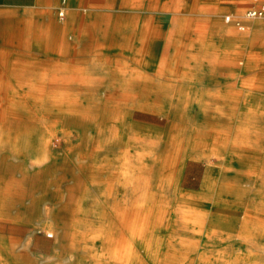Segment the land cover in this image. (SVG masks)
Wrapping results in <instances>:
<instances>
[{"label":"bare ground","instance_id":"6f19581e","mask_svg":"<svg viewBox=\"0 0 264 264\" xmlns=\"http://www.w3.org/2000/svg\"><path fill=\"white\" fill-rule=\"evenodd\" d=\"M121 1L123 7L138 2L142 9L165 6L163 0ZM127 27L118 30L122 58L114 59L110 51L105 59L121 64L115 69L121 75L110 77L106 90L97 79L90 92L75 89L67 63L60 65L62 76L53 81L47 75L44 83L26 79L37 72L26 59L15 57L7 64L14 88L0 92V152L8 146L20 158L24 178L6 185L30 184L28 163L41 166L53 158L52 137L60 133L84 151L78 166L88 182L115 185L105 197L112 199L108 206L93 198L89 213L82 197L73 211L63 204L69 227L59 244L71 250L70 264L78 258V264H264V124L249 123L263 117L259 107L245 108L235 124L236 110L211 106L215 100L205 102L169 78L155 90L154 30L147 22L137 43L134 28ZM180 44L176 41L177 62L185 57ZM170 86L180 89L170 91ZM135 110L161 114L168 124L163 129L142 124L134 119ZM40 116L47 119L39 125L44 131L30 124ZM129 153L144 155L152 167H139ZM188 159L206 163L198 189L183 187ZM243 171L248 172L245 180Z\"/></svg>","mask_w":264,"mask_h":264},{"label":"crops","instance_id":"0c3cea01","mask_svg":"<svg viewBox=\"0 0 264 264\" xmlns=\"http://www.w3.org/2000/svg\"><path fill=\"white\" fill-rule=\"evenodd\" d=\"M168 1L170 4L172 1H179L181 10L174 12L172 8L142 9L139 2L136 7H123L121 0H0V92H10L14 88V77L6 66L14 63L15 57L24 58L26 63L36 65V75L33 76L34 73L26 76L28 81L39 80L44 83L47 75L53 76L54 81L63 75L60 72L61 63H67L72 66L68 76L74 81L75 89L90 92L94 88L91 81L97 79L102 80L100 86L106 90L108 84L105 86L104 79L108 77L90 74L91 68L88 64H108L105 59L110 51L114 59L122 57L123 50L117 44L120 42L119 28L127 25V28L133 27V41L138 43L142 26L147 22L148 27L154 30V49L157 42L163 39L167 43L175 42L173 44L181 41L179 51L185 57L182 62H177V59L174 62L175 73H180L184 78L185 64L193 68V75L188 77L197 81L195 85L191 84L192 92H198L202 96L212 95L215 98L226 96L230 106L226 109L235 110L231 106L234 105L233 98L237 99L238 92L235 90L238 83L245 82L257 90L264 87V71H256L250 68L251 65L246 67L237 63L238 52H243L239 41L244 38L249 39L250 44L252 42L251 45L257 48H253L254 52H262L260 48L263 22L259 23L255 19L251 22L250 34L242 36L234 29L227 28L225 21L222 23L216 19L213 29L203 35L206 31L203 21L196 19L194 22V18L188 17L201 14L204 0H191L192 7L188 5L189 0ZM60 11L63 15H60ZM176 16L181 17L176 19ZM192 24L196 26L191 28ZM20 31L24 33L23 37L16 35ZM109 34H112L111 38L108 37ZM190 34L193 42L188 46ZM193 53L196 54L195 57L190 56ZM262 58L264 59V53ZM156 64L157 61L154 67ZM168 68L167 72H171L170 67ZM53 84L55 86V82ZM168 90L172 91L171 87ZM247 94L248 101H251L252 96ZM27 199L26 187L0 185V264H27L29 258L33 264H46L37 263V260L44 253L45 242L49 239H36L34 233L30 236L29 226L32 222L27 214L23 210L13 212V209L18 208L19 202L22 207ZM54 247L55 244L52 251ZM55 256L53 251L51 257Z\"/></svg>","mask_w":264,"mask_h":264},{"label":"rangeland","instance_id":"374dc122","mask_svg":"<svg viewBox=\"0 0 264 264\" xmlns=\"http://www.w3.org/2000/svg\"><path fill=\"white\" fill-rule=\"evenodd\" d=\"M163 1L165 6H163V8H161L160 10H170V8H172V11L174 12L177 10L178 11L181 10L182 5L179 1H172L171 4L170 1L168 0H163ZM187 2L188 5L192 7L193 1L189 0ZM248 2L249 0H204L203 1L204 7L201 14L189 15L188 18H194L195 19L194 22H196V19H201L203 21L202 25L206 30L204 31V33H202L204 35L206 32H209L213 29L216 19L220 20L223 23V21H225V16L227 14H233L236 18H240L244 20V22L247 25L246 29L244 31H240L232 22L225 21L224 25L227 28L234 29L235 32L239 35L248 36L252 30L251 22L255 20V19L247 20L243 17L245 6L247 5ZM176 17H181V16H176ZM256 20H258L259 23H262L260 19H256ZM195 26H196L195 24H192V26L190 27L192 28ZM178 27L180 28V26ZM261 31L263 36L261 39L260 51L262 50V52H254L253 48L255 46L253 47L251 45L252 42L250 44V41L247 38H244V40L242 39L239 41L240 45L243 46L242 48L243 52H238V57H237L238 65L240 66L244 65L246 67H250L251 65L250 68L253 70L255 69L256 71L257 70L264 71V59L262 58V55L264 53L263 26H261ZM191 35L192 34H190V37L188 39V46L190 45V43L193 42L191 41L192 38ZM173 43H169V42L167 43L163 39L157 42V47L156 49H154L156 51L155 57L157 59V64L155 65L156 69L153 70V72H151V75L153 76L156 84V86L154 85L155 86L154 89L158 90L159 84L165 79V77H168L169 79L167 81L169 83H172L173 85L179 84V86L181 84L182 86L181 88L184 89V91L191 93L193 91L191 89L192 88L191 84L194 83L195 85L197 83V81L190 80L188 78L189 76L193 75L191 73L193 68L190 67L189 64H185V69H184L185 71L183 75L184 78L180 76V73H175L174 68L176 67V65L174 64V62L176 61V59L173 57L175 52V46H174L175 44ZM246 47H248V49H246ZM120 58L122 57H118V59ZM171 62H173V64H171ZM250 62H252V64ZM88 66L91 68L90 74L104 75L105 77H108L104 79L105 86L106 84L110 83V81H112L110 77L121 75V73L118 70H115L121 67V64L116 62L110 64L92 63V64H88ZM166 66L170 67L171 72H167L161 69L162 67H166ZM107 67L109 68V70L106 72L105 68ZM3 73H5V71H3ZM7 74L9 76L8 72ZM179 86L178 87L170 86V87L171 90L176 91L177 89H180ZM22 90L30 91V92L35 91V89H22ZM235 92H238L236 96L237 99L235 100V98H233L234 105L231 106L234 107L236 110L235 112H233L235 117L234 123L240 124L241 120L237 118L240 117V114H242L245 111V108L259 107L260 113L263 114V117H259L257 119H250L249 123L263 125L264 124V87L257 90V89H253L251 86L246 85L245 82L238 83V88L235 90ZM247 93H249L252 96L251 101H248ZM202 97L205 102L208 99L212 101L215 99V102L213 104L210 103L211 106L222 107L225 109L230 107L227 103L226 96L221 95V97L219 96L215 98L212 95H203ZM134 114H135L134 119L145 125H150L159 129H163L168 124L167 118L156 112L135 110ZM46 122L47 119L44 116H40L37 122L34 123L31 122L30 124L38 125L36 129H42L44 131V129L41 128L39 125L45 124ZM58 134L59 135L57 138L52 137L53 142L51 145V150L54 153L53 158L49 159V161L45 165H41L42 167L41 166L34 167L28 163L30 170L29 179L31 180L29 182L30 184L19 185V186H24L27 188V190H29L28 199L26 204L23 203L24 205L22 207L19 202L18 208L13 209V212H16L17 210L18 211L23 210V213L27 214L28 219L30 220V222H32V224L30 223L29 226L30 236L34 233L33 235L36 239L40 237H46L47 239H49L48 241L45 242V250L43 251L44 253L38 256L37 263L70 264L69 255L71 253V250H69L68 248H61L59 244V238L62 237L65 229L69 227L68 226L69 224L65 222L66 218H64V212L61 210L63 204L67 203L69 210L73 211L78 198L82 197L84 198L83 201L85 202L84 204L86 205L85 209L89 213V211L93 208L90 205L93 204V198H95L98 203L100 204L106 203V206H108L107 204L111 202L112 199L107 200L105 197L107 195V192H109L110 190L113 189V187H115V185L113 186V184H111L108 181L105 182L99 181L92 184L88 182L89 180L86 179L85 174L79 169L78 166L79 154L84 151H81L78 148H76L75 140L72 143H67L64 139L61 138L60 133ZM128 156H131L134 163L141 168L144 167L148 169V167L150 166L152 167V163H150V160L142 154L138 155L137 153H129ZM22 166L23 165L20 158H17L16 156L12 155L10 148L7 146V148L4 151H2V153H0V185L6 184L9 179H16V180L23 179L24 177L21 171ZM205 170H206V163L204 161L188 159L186 161L184 168L183 179L184 178L185 179H184L183 187L189 189H198L201 185V181L203 179ZM242 173L244 177L242 180H245L246 179L245 174H247L248 172L243 171ZM48 181L50 182L48 183ZM241 185L242 187L251 186L250 183H246V182H242ZM9 187H13V186H9ZM231 198H234V195ZM93 223L95 224V222ZM61 242L63 244L64 241ZM53 244H55L53 251L56 253V256L54 258L51 257V254L53 252L52 251ZM81 253L83 256L85 257L87 256V252L81 251ZM79 259L80 258H78L72 264H78L80 261ZM29 260L31 259L29 258Z\"/></svg>","mask_w":264,"mask_h":264},{"label":"built area","instance_id":"2783aa9c","mask_svg":"<svg viewBox=\"0 0 264 264\" xmlns=\"http://www.w3.org/2000/svg\"><path fill=\"white\" fill-rule=\"evenodd\" d=\"M60 15H63L62 11H60ZM243 17L247 20L260 19L264 25V0H249L245 6ZM225 21L232 22L240 31H244L247 27L244 20L236 18L233 14H227Z\"/></svg>","mask_w":264,"mask_h":264}]
</instances>
